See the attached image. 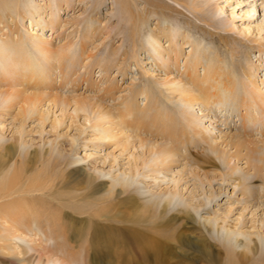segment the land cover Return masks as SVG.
Wrapping results in <instances>:
<instances>
[{"label":"rangeland","instance_id":"rangeland-1","mask_svg":"<svg viewBox=\"0 0 264 264\" xmlns=\"http://www.w3.org/2000/svg\"><path fill=\"white\" fill-rule=\"evenodd\" d=\"M251 88L264 96V0H0V184L17 170L24 206L0 208V264H264ZM181 113L206 139L147 117Z\"/></svg>","mask_w":264,"mask_h":264},{"label":"bare ground","instance_id":"bare-ground-1","mask_svg":"<svg viewBox=\"0 0 264 264\" xmlns=\"http://www.w3.org/2000/svg\"><path fill=\"white\" fill-rule=\"evenodd\" d=\"M169 1H172L173 2V0H169ZM44 43H45V40L44 39L43 40H38V41H36V43L34 44V46L35 47H38V48L39 47L42 48ZM45 52H46V50L43 49L42 50V53H45ZM223 87L226 90H228V91H229V89H231V88L228 87V85H226V83H225V85ZM252 89L253 88H251V90H249L250 91L249 92L250 93V96L254 93L253 92L254 90H252ZM230 92H231V90H230ZM255 94H257V93H255ZM199 95L203 96L204 98H208V99H210L211 97H213V99H215L216 101H220L221 100V96L223 94H220V92L218 90H215L214 89L212 92L209 91V90H203ZM230 96L232 97V99H234V100L236 99L238 101V105H243V102L245 101L243 99V97L241 98L239 96L231 95V94H230ZM253 96H251V98H255V103H257L259 106L260 105L261 106L263 105V107H264V96L263 95H260L257 98L256 97H253ZM186 98L188 99L189 102H191L192 100H197L198 99V96L196 94L195 95H193V94H187V97ZM132 107L133 106L130 103L126 105V108L125 109H126V112L128 114H132V112L134 111V109ZM180 115H181V117L179 118V121L176 122L173 119V121H172L173 123H171V121H170L169 124H167V125L163 124L161 122V119H160V117H162L164 119L165 117H167L166 115L165 116H162L160 114H156L155 116L154 115H151V116H147V117H149L150 120H151V122H153L152 125H154V122L158 118L159 121H160V123H161V124H158V128L160 130H162L161 132L162 133H165V136L166 137H169L171 139V141H173V142L174 141L176 142V140H178V139H180L182 137L188 139L187 137L190 136V135H192V136L198 135L201 139H206L205 135L200 130L197 129V124H195V122L193 121V119L191 118V116H189V114L187 115L186 113H184V114L181 113ZM138 119H140V117ZM168 119L172 120L171 117L168 118ZM181 120L183 121L182 123H181ZM9 148L10 149L13 148V145H8L6 147V149L4 150V152L0 153V157H3L5 154H7L6 150L8 151ZM174 148H175V145H174ZM209 148L215 153L216 158L219 159V158L222 157V155H219V152H218V149H217L216 146H211V144H209ZM236 148H238V147H236ZM174 151L175 150L172 147H170V148H168L166 150H161L160 153H161L162 160H166L168 157L174 155V153H173ZM220 154H222V153L220 152ZM206 159H207L206 161L210 162L212 165H216L214 158H212L211 156H209V157L207 156ZM255 168L260 169V166L259 165L258 166H255ZM17 176H18L17 170H14L11 173V175L9 176V178L4 183H1L0 184V192L2 191V193H0V194H2V197H10L8 200L5 201V203H2V205L0 206L1 209H4V210L5 209H13L16 212L23 211V207L24 206L22 204L16 203V204L12 205V203L14 202V200H16V197H17V196L16 197L13 196L14 193H16V191H17V190H14V188L15 189H18V187L20 186V184L18 182H16ZM38 187H39V183H31L29 185V187H27L25 190H22V191L25 192V193H27L28 189H29V191L30 190H40V188H38ZM28 198H29V196H28ZM24 202H23V204H24ZM26 202H28V200H26ZM166 205H167V203L164 204V206H163L162 209H165ZM187 215H189V214H187ZM178 239L180 241L186 240V238H184L183 234H181V233L179 234ZM187 239H195L194 241H190L188 243L187 247L189 249L190 248H194L192 246V243H196L197 241H199L200 244H198L199 246L197 247V249L201 250V252H203L204 255L207 253L206 250H205L204 243H208L210 246H212V244H210L208 242V240L204 236H200L198 238H192V237L189 236V237H187ZM248 241H249L248 243H251V244L253 243L252 246L247 243L246 244V247L243 246V248H245V249H251L252 250L253 248L256 247V244H255V242H254L253 239H251L249 237L248 238ZM240 253H241L240 254L241 256L242 255H247L246 254V251H243V252H240ZM242 257H245V256H242Z\"/></svg>","mask_w":264,"mask_h":264}]
</instances>
